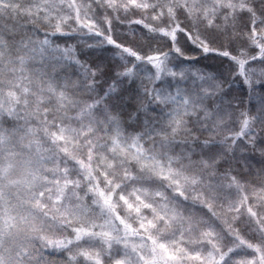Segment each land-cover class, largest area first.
<instances>
[{
	"label": "snow or ice",
	"instance_id": "snow-or-ice-1",
	"mask_svg": "<svg viewBox=\"0 0 264 264\" xmlns=\"http://www.w3.org/2000/svg\"><path fill=\"white\" fill-rule=\"evenodd\" d=\"M0 264H264V0H0Z\"/></svg>",
	"mask_w": 264,
	"mask_h": 264
}]
</instances>
